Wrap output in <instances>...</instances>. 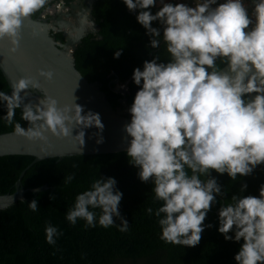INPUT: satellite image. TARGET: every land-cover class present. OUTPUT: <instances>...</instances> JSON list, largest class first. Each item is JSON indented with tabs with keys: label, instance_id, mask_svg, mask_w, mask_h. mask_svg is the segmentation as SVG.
<instances>
[{
	"label": "clouds",
	"instance_id": "9594fccd",
	"mask_svg": "<svg viewBox=\"0 0 264 264\" xmlns=\"http://www.w3.org/2000/svg\"><path fill=\"white\" fill-rule=\"evenodd\" d=\"M48 3L0 0V39H8L9 51L18 46L23 20ZM123 3L136 11L150 48L158 49L163 43L168 53L166 60L156 53L133 69L132 81L138 88L128 108L130 122L124 125L130 137L128 162L137 167L142 182L152 183L154 201L162 202L155 209H145L157 218L160 239L195 246L204 229L212 227L204 221L218 202L216 195L224 196L211 170L235 181L264 164V0ZM153 22L159 26L153 27ZM120 55L121 50L114 52V58ZM39 75L51 80L53 73L40 69ZM39 87V81L21 77L11 84L10 94L0 91L6 109L0 119L13 126L15 135L43 142L48 132L58 138L73 135L81 151L84 130L94 126L99 130L97 143H102L99 113L85 112L75 96L71 107L58 106L55 98L44 95L37 104L29 102L21 109L20 93ZM17 108L26 127L13 123ZM72 179L71 174L63 177L65 184ZM116 184L114 177L94 180L76 194L66 220L75 225L82 219L85 227L116 224L119 231H127L129 223L118 210L122 192ZM246 188L242 183L231 202L219 208L217 231L226 241H243L234 255L236 264H264V184L258 196L243 195ZM27 205L37 210V200ZM44 232L50 245L62 235L52 224H46Z\"/></svg>",
	"mask_w": 264,
	"mask_h": 264
},
{
	"label": "trees",
	"instance_id": "16d2710c",
	"mask_svg": "<svg viewBox=\"0 0 264 264\" xmlns=\"http://www.w3.org/2000/svg\"><path fill=\"white\" fill-rule=\"evenodd\" d=\"M63 1L69 5L75 0ZM45 8L32 17H40ZM156 10L152 8L153 13ZM135 17L136 11H129L123 0H95L93 18L99 29L84 36L74 50L76 68L90 83L100 85L115 109H126L123 101L127 105L133 101L138 88L132 81L135 67H142L143 61L151 60L156 53L162 60L168 59L163 43L158 49L150 48L149 36ZM158 26V22H153V27ZM52 36L56 41H66L63 32ZM118 49L121 55L114 58ZM119 84L126 85L125 93L117 89ZM0 91L11 92L1 68ZM21 109L15 110L13 123L19 121L26 127L27 121L20 119ZM5 114L6 109L0 103V116ZM10 131L13 126L0 119V133ZM128 160L126 151L38 161L32 155L0 156V195L14 193L25 171L21 177L24 199L0 210V264H236L234 255L243 241H226L217 231L218 210L231 202V196L238 193L242 183L247 184L243 195L258 196L259 187L264 184V164L257 165L250 175H238L235 181L226 173L211 170L224 196L216 195L218 202L210 207L204 221L212 227L205 228L199 243L190 247L160 239L157 218L145 209H155L162 202L154 201L152 183L142 182L137 167ZM70 174L73 179L65 184L63 177ZM100 176L114 177L117 181L116 187L122 192L118 210L129 223L127 231H119L116 224L108 228L98 224L85 227V221L79 218L73 225L65 218L76 194L89 188ZM43 186L47 189L33 191ZM33 199L38 203L35 212L27 205ZM94 211L99 214V209ZM113 219L120 223L116 217ZM46 224L55 225L62 232L54 245L45 240Z\"/></svg>",
	"mask_w": 264,
	"mask_h": 264
},
{
	"label": "water",
	"instance_id": "95a60500",
	"mask_svg": "<svg viewBox=\"0 0 264 264\" xmlns=\"http://www.w3.org/2000/svg\"><path fill=\"white\" fill-rule=\"evenodd\" d=\"M95 0H88V11L90 20L98 31L99 26L93 18V3ZM33 15V14H32ZM32 15L22 22L19 43L14 52L9 51L11 45L7 38L0 39V68L4 73L10 87L21 77H31L39 81L40 87L37 90L26 89L20 95L23 97L21 107L31 102L37 104L44 95L55 98L58 106L71 105L74 102L83 106L84 111L91 110L99 113L104 125L100 135L102 143H97V128L85 129L84 145L80 151V145L68 137H55L50 132L46 133L47 142L40 140H29L25 137L15 135L13 131L0 133V156L7 155H32L36 161L50 157H63L80 154H100L126 151L130 137L124 131V125L130 122V113L126 101L123 104L125 109H115L101 90L97 82L90 83L89 80L75 66L74 50L80 43L83 35L90 32H82L80 29L76 38L68 37L62 43L56 41L51 34L48 19L41 17L33 18ZM50 23V22H49ZM65 22L59 20L58 25ZM85 33V34H84ZM72 50H67L71 47ZM51 70L52 79L48 80L39 75V70ZM227 69V66H224ZM121 92H126L123 88ZM250 95H255L252 93ZM77 129H73L76 134ZM17 182L14 193L0 195V210L8 207L17 200L24 199L25 189L21 187V177ZM47 186L34 189L41 191Z\"/></svg>",
	"mask_w": 264,
	"mask_h": 264
},
{
	"label": "rangeland",
	"instance_id": "374dc122",
	"mask_svg": "<svg viewBox=\"0 0 264 264\" xmlns=\"http://www.w3.org/2000/svg\"><path fill=\"white\" fill-rule=\"evenodd\" d=\"M175 1V0H174ZM187 3H191V0L186 1ZM64 1L63 0H49L50 5H46L47 8L44 9L43 12H41L40 17L41 19H52V22L49 23V20L47 21L48 24H52V26L50 27V29L56 28L57 25V20L58 18L61 17V19H64L67 25L65 26V24H63L61 27L64 29L67 37H72V38H76V36L78 35L80 29L82 30V32H96L97 27L96 25L91 22L90 20V14L88 11V0L81 2L80 0H77L75 2V6H74V12L72 15H70V17L72 18H68L65 15L68 13L70 6L69 7H65L63 6ZM47 12V13H46ZM46 16V17H45ZM49 16V17H48ZM74 21V22H73ZM72 45L71 47L67 48V50H72ZM123 85V87H122ZM122 89L126 90V85L124 84H119L117 86V89ZM126 110V109H125Z\"/></svg>",
	"mask_w": 264,
	"mask_h": 264
},
{
	"label": "flooded vegetation",
	"instance_id": "af4514ba",
	"mask_svg": "<svg viewBox=\"0 0 264 264\" xmlns=\"http://www.w3.org/2000/svg\"><path fill=\"white\" fill-rule=\"evenodd\" d=\"M77 0H75V1H73V2H71L69 5H66L65 4V2L63 3V6H65V7H69L70 6V9H69V11H68V13L65 15L66 17H68V18H72V17H70V15H72L73 14V10H74V6H75V2H76ZM81 2H84V1H86V0H80ZM49 17V16H48ZM49 20V22H52V19L51 18H49L48 19ZM59 20H61V21H65L64 19H61V17L60 18H58V20H57V22H59ZM65 24V26L67 25L66 23H64ZM63 24H61V25H56V28H54L53 27V29H51V31H52V34H55V33H58V32H63V34L65 35V38H66V40L68 39V37H67V35H66V33H65V31H64V29L61 27ZM87 33V32H86ZM91 33V32H90ZM85 34V33H84ZM83 36H85V35H83ZM82 40V39H81Z\"/></svg>",
	"mask_w": 264,
	"mask_h": 264
},
{
	"label": "built area",
	"instance_id": "2783aa9c",
	"mask_svg": "<svg viewBox=\"0 0 264 264\" xmlns=\"http://www.w3.org/2000/svg\"><path fill=\"white\" fill-rule=\"evenodd\" d=\"M186 1H189V0H185V2H186Z\"/></svg>",
	"mask_w": 264,
	"mask_h": 264
},
{
	"label": "bare ground",
	"instance_id": "6f19581e",
	"mask_svg": "<svg viewBox=\"0 0 264 264\" xmlns=\"http://www.w3.org/2000/svg\"><path fill=\"white\" fill-rule=\"evenodd\" d=\"M47 13V12H46ZM46 17V16H45ZM74 22V21H73Z\"/></svg>",
	"mask_w": 264,
	"mask_h": 264
}]
</instances>
